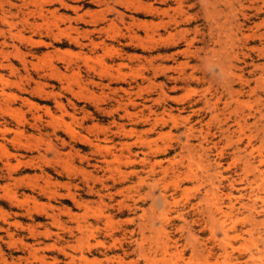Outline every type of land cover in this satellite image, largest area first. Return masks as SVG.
I'll return each instance as SVG.
<instances>
[{"label":"rangeland","instance_id":"1","mask_svg":"<svg viewBox=\"0 0 264 264\" xmlns=\"http://www.w3.org/2000/svg\"><path fill=\"white\" fill-rule=\"evenodd\" d=\"M34 1L37 4L0 0V51H6L0 54V64H9L0 68V74L8 82L6 92L12 94V107L21 109L25 119L24 148L16 151L15 145H7L13 155L21 154L23 164L11 171L4 166L5 160L0 161L1 185L10 184L23 202L18 208L0 191V212L8 215V224L0 221V264H41L35 257H43L47 264H151L155 260L167 264L160 254L147 259L140 255L137 227L143 211L151 208V200L139 196L147 188L142 179L159 181L160 167L172 162L183 177L169 175L157 182L155 192L166 189L178 208L188 212L190 237L175 230L181 226L178 221L166 228L183 256L178 264H199L205 257L210 264H264V211L258 210L253 219L242 208L235 211V229L228 241L219 231L212 236L203 225L192 224L199 217L190 207L198 202L203 188L186 178L199 169L196 155L182 145L185 130L197 126L199 115L194 111L201 106L202 89L199 64L205 49L213 45L202 0ZM149 2L159 12L145 9ZM27 8L34 14L28 15ZM40 9L42 17L36 13ZM252 21L260 19L253 17ZM158 24L160 29L155 28ZM155 29L160 39L150 38ZM170 35L175 36L167 42ZM251 44L260 46L258 40ZM254 61L264 63V56H255ZM6 120L13 128L15 121ZM196 141L189 140L193 146ZM150 144L161 151H150ZM112 155L130 157L133 162L118 163ZM207 155V162L213 165L215 153L207 151ZM10 161L14 166V159ZM83 170L100 182L84 178ZM10 175L22 185L16 187L9 181ZM99 196L104 197V204ZM232 203L238 207L236 201ZM78 225L88 228L78 231ZM158 228L159 223L154 224ZM156 233L151 236L144 230L145 249L161 242L163 235ZM112 236L117 240L114 247ZM194 245L198 252L193 258ZM222 247L230 262L222 255ZM34 249L35 257L30 254Z\"/></svg>","mask_w":264,"mask_h":264},{"label":"bare ground","instance_id":"2","mask_svg":"<svg viewBox=\"0 0 264 264\" xmlns=\"http://www.w3.org/2000/svg\"><path fill=\"white\" fill-rule=\"evenodd\" d=\"M28 1L30 5L37 2L34 0ZM124 2L126 3L127 1ZM202 2L205 5V14L207 13L208 18L210 19L211 34L209 37L213 45L210 49H205L203 57L200 59L199 78L202 85L200 99L201 106L194 111L199 115V117L196 120L197 126H195V124L190 125V127L185 130L184 137L186 138V141L185 144L182 145V149L188 151L191 155H196L199 169L198 173H190L186 176V178L195 180L199 186L203 188V192L198 198V202L196 204H192L190 207V209H193L199 217V220L193 221L192 224L198 223L203 225L202 229H209L212 236H215L216 232L219 231L224 237V240L228 241L230 239L229 233L235 229V223L233 222L235 211H239V209L242 208V210L247 211L250 218L252 217L251 219H253V214L258 212V210L264 211L262 210L264 208V63H257L254 61L255 56H264V17L261 18V16L264 15V0H202ZM137 3L139 4V1ZM179 4L180 3H178V6ZM139 5L141 6V4ZM144 7L152 13L159 10L158 7L154 6V4L150 2L146 3ZM166 10L168 9L166 8ZM26 11L28 12V15L34 14L33 11L29 10V8H27ZM252 11L254 14H249V12ZM36 13L39 17L43 16V10L41 9ZM183 15L184 13L182 12V25ZM253 17L260 19V21L251 22ZM171 21L178 24V21L174 18H172ZM24 22H26V20ZM63 22L64 21L61 23ZM133 26L136 25L133 24ZM159 27L161 26L158 24L155 28L160 29ZM36 28L38 29L37 26ZM157 29L152 31L150 36L151 39H154L155 37H158L159 39L161 38ZM174 36L170 35L166 38V41L172 40ZM176 38L177 37H175V39ZM141 40L143 41V39ZM254 40H258L260 46H253L251 42ZM1 45H5V43L2 42ZM143 47L144 46H141V48ZM4 53L3 50L0 51V54ZM5 66L3 63L0 64V68H5ZM7 85V80H5L4 76L0 74V161L2 162V160H5L4 166L11 171H15L23 164L21 160L22 156L18 153H14L13 155L11 151H9L7 145L8 143L15 145L16 151H19L21 149L20 147L24 148L25 145H21H23L22 128L25 119L21 109L12 107L10 100V96H12V94L9 95L10 93L8 94L6 92ZM40 91L38 92L40 93ZM6 117L12 118L15 121L13 128H10L11 124L6 120ZM190 117L191 116H188L186 119L187 122H190ZM191 138L197 140V146H193L192 143L189 142ZM100 148L98 147L97 149L99 150ZM148 148L154 153L161 151L160 147L157 145L150 144ZM103 149L107 152L110 151L107 147H104ZM98 150L97 152L101 151ZM207 151H213L215 153L216 159L212 161L214 162L213 165L207 162ZM150 154L152 155V153ZM227 155L231 156L230 161H225V163H223ZM112 157L115 162H122L125 165L132 164L133 162L130 157H117L116 155H112ZM10 159H14V166L11 164ZM142 161L146 162L148 159H142ZM182 161L183 160L180 162V167H182ZM172 164L173 162L169 165L167 164V166L164 165L163 167H160L162 177L159 181L165 180V178L169 175L175 177L176 179H179L183 175L182 170H180L179 167H172ZM87 171H82L84 178L100 182L99 178L91 175ZM3 179L0 176V191L3 193V198L8 200L9 203L15 204L16 207L21 208L23 202L19 200L16 192L11 190L10 184L1 185ZM10 180H13L11 175L9 176V181ZM142 180L147 188L143 190L139 196L141 198H149L151 200V208L148 211H143V215L140 217L141 222L137 227L138 233L141 237L139 246L141 251H139L140 255L147 259L151 254H160V260L162 262L167 264H178L183 256L181 257V253L177 251V242L172 241L168 233H166V228L173 226L174 221H178L181 223V226L175 228V230L182 234L186 232L187 237H190V228L188 227L189 222L187 221L188 212H184L182 209L178 208L177 202L173 200V197H169L167 195L166 189H163L156 194L155 190L157 182L159 181L152 180L151 182H146L144 179ZM142 180L140 181L141 183ZM13 181L16 187H20L22 185V181L20 180L17 181L16 179V181ZM177 185L178 183L176 182L175 186L179 188ZM91 191H93L92 188ZM50 193L53 194L54 192L50 191ZM66 193H68V196L71 197L69 192ZM108 197L110 199V195ZM241 198H246L247 201L242 202V200H240ZM103 199L104 197L99 196L100 204H104ZM223 199L228 202L225 204ZM232 201H236L238 207H235ZM120 203L122 204V201L119 202V204ZM256 206L259 208L256 209ZM35 208L37 209V205ZM156 209L160 211H156ZM98 211L99 212L97 213L99 215L101 211L99 209ZM93 215L95 216V214ZM7 216L8 215L0 212V221L4 224H8ZM54 220L53 223L55 222ZM156 223H159V228L157 230L154 229V224ZM18 224L16 223L14 226L18 227ZM76 227L79 228H77L78 231H82L83 228H88L87 226L81 227V225ZM144 230L149 231L151 236L156 232L159 236L163 235V239L161 238V242L156 243L155 248L148 246L147 249H145L143 246L145 239ZM87 232L90 234V237H94L93 231L88 230ZM132 233H134V231H132L131 234ZM155 238L156 237L153 239ZM116 242L117 240H114L113 238V247ZM225 244L230 245L228 242ZM96 245L105 247V244L102 242H97ZM192 248V256L194 258V254L197 251L196 245ZM222 251V255H225L226 259L230 262L229 253L227 252L226 247H222ZM173 252H176V254ZM30 254L35 257L36 249H34ZM35 259L41 264H47L43 257H35ZM151 259L153 260V258ZM151 264H158V261L155 260L151 262ZM199 264L210 263L205 257L202 258V262L200 261Z\"/></svg>","mask_w":264,"mask_h":264}]
</instances>
